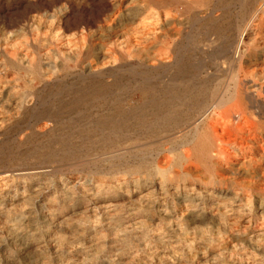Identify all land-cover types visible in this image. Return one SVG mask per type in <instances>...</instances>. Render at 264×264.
<instances>
[{
	"label": "rangeland",
	"instance_id": "374dc122",
	"mask_svg": "<svg viewBox=\"0 0 264 264\" xmlns=\"http://www.w3.org/2000/svg\"><path fill=\"white\" fill-rule=\"evenodd\" d=\"M200 1L0 0V264H264V23L241 76L257 118L223 145L221 178L166 153L186 120L148 107L188 91L169 107L187 118L232 86L217 55L244 5ZM31 169L50 173L3 177Z\"/></svg>",
	"mask_w": 264,
	"mask_h": 264
},
{
	"label": "bare ground",
	"instance_id": "6f19581e",
	"mask_svg": "<svg viewBox=\"0 0 264 264\" xmlns=\"http://www.w3.org/2000/svg\"><path fill=\"white\" fill-rule=\"evenodd\" d=\"M212 0H201V3H209ZM218 3L221 0H215ZM242 1L241 5L244 7H240L239 9L242 10L240 15L244 16L242 23L236 27L235 36H230L229 42L226 43L225 49L217 55L219 58L223 56L226 57L229 63L232 66V86H226L224 92L220 94L219 97L214 98L210 104H204V102L195 99V104H193V115L191 117L181 118L177 115V113L171 110L170 105L172 102L178 101H186L189 97L188 91H175V90H165L164 92V101L159 100H151L149 103V109L152 113H157L160 107L166 109L164 113V117L166 119V123L169 128H180V125L183 123L184 120L187 124L186 129L183 131L182 139L179 145H175L171 150H167L166 153L172 154L175 153L179 157L181 161L189 162L190 160H195L198 164L204 167L209 173L214 174L216 177H220L223 175V167L229 166L231 164L230 161L227 160L223 145L226 144L230 137L237 135L239 132L243 131L245 128L251 125L252 120L254 119L255 115L252 112L253 99L251 98L252 95L248 92V87H246V79H242V75L248 74V69L251 66L252 61L254 60V55L252 51V43H251V33L252 30L256 27H259L261 24L264 23V2L260 3L257 0H238ZM137 2V0H136ZM135 3V2H134ZM142 3V2H141ZM237 3V2H236ZM239 3V4H240ZM146 4V3H145ZM213 4V3H212ZM238 4V5H239ZM140 5V4H139ZM144 4H142L143 6ZM162 5V4H161ZM141 6V5H140ZM192 5H189V7ZM33 7V6H32ZM243 8V9H242ZM114 9V8H113ZM151 9V8H150ZM152 10V9H151ZM153 11V10H152ZM238 11V10H237ZM240 12V11H239ZM158 13V12H157ZM163 13V12H162ZM238 14V13H237ZM141 15V14H140ZM168 16V15H167ZM140 17V16H139ZM153 17V16H152ZM136 18V17H134ZM145 18V17H143ZM168 18V17H167ZM237 18V17H236ZM171 19V18H170ZM133 20V19H132ZM242 20V19H241ZM66 21V20H65ZM138 21V20H137ZM156 24L153 26L158 25L161 23V18L158 16L155 19ZM241 22V21H240ZM165 23V22H164ZM168 23V22H167ZM166 23V24H167ZM163 24V23H162ZM128 25V24H127ZM160 25V24H159ZM165 25V24H163ZM66 26V25H65ZM138 26V24H137ZM148 26V25H147ZM146 26V27H147ZM150 26V25H149ZM227 29L229 30L230 25ZM136 27V26H135ZM142 27V26H141ZM145 27V26H144ZM168 27V25H167ZM224 28V27H223ZM128 29V28H127ZM164 30V29H162ZM223 30V29H222ZM141 31V30H140ZM143 31V30H142ZM146 31V30H144ZM157 31V30H156ZM216 31V30H215ZM218 31V29H217ZM216 31V32H217ZM139 32V31H138ZM149 33V32H148ZM147 33V34H148ZM141 34V32H140ZM143 35V34H142ZM157 35V34H156ZM255 36H252V38ZM256 38V37H255ZM216 56V57H217ZM213 57V56H212ZM223 59V58H222ZM178 62V61H176ZM254 62V61H253ZM34 64V63H33ZM176 64V63H175ZM174 65V64H173ZM177 65V64H176ZM35 66V65H34ZM170 67V66H169ZM175 69L177 76H182L183 78H187L193 74V71L185 70L181 64L178 66L171 67ZM170 70V68H168ZM166 70V69H165ZM171 72V71H170ZM95 75V74H94ZM228 75V74H227ZM100 77V76H99ZM227 80V79H226ZM231 82V80H230ZM186 84V83H185ZM184 84V85H185ZM229 84V82H228ZM170 85V84H169ZM172 85V84H171ZM174 85V84H173ZM225 86V85H224ZM172 87V86H170ZM257 88V87H256ZM259 88V87H258ZM261 88V87H260ZM250 89V88H249ZM253 90V89H252ZM101 89L95 90L90 97L85 99L92 100L100 94ZM212 95V94H211ZM254 96V95H253ZM258 96V95H257ZM213 97V96H212ZM211 97V98H212ZM255 97V96H254ZM259 97V96H258ZM260 98V97H259ZM261 99V98H260ZM177 101V102H178ZM179 102V103H180ZM263 103V102H262ZM178 105V104H177ZM261 105V104H260ZM176 107V106H175ZM260 107V106H259ZM264 107V105H263ZM262 107V108H263ZM191 108V107H190ZM261 108V107H260ZM252 109V110H250ZM256 109V108H255ZM264 109V108H263ZM118 112L123 114L122 109H118ZM256 113V112H255ZM261 114V113H260ZM119 115V114H118ZM156 115V114H155ZM257 118V117H255ZM259 119L264 120V117L259 115ZM257 121V120H255ZM258 122V121H257ZM259 123V122H258ZM257 124V123H255ZM254 124V125H255ZM260 124V123H259ZM264 124V123H263ZM258 125V124H257ZM261 126V124H260ZM117 132V131H116ZM114 134V132H112ZM175 134V133H174ZM178 139V138H177ZM165 141V140H164ZM174 143V142H173ZM176 143V142H175ZM174 143V144H175ZM177 143V144H178ZM172 144V145H174ZM170 145V144H169ZM168 146V145H167ZM171 148V147H170ZM259 155V154H258ZM228 156V155H227ZM176 157V156H175ZM252 158V157H251ZM170 159V158H169ZM167 160V158H166ZM258 160V159H257ZM263 160V159H261ZM169 161V160H168ZM177 161V160H176ZM180 161V162H181ZM252 161V159H251ZM178 162V161H177ZM222 162L225 164L222 165ZM239 162V161H238ZM183 163V162H181ZM250 163V161H249ZM254 163V162H253ZM252 163V164H253ZM184 164V163H183ZM189 164V163H187ZM236 164V163H235ZM233 164V165H235ZM168 165V163H167ZM179 165V164H178ZM176 165V166H178ZM199 165V166H200ZM246 165V164H245ZM231 166V165H230ZM236 166V165H235ZM174 167V166H173ZM180 169V166H178ZM177 167V168H178ZM183 167V166H182ZM190 167V166H189ZM168 168V167H167ZM197 168V167H196ZM252 168V167H251ZM176 169V168H175ZM238 169V168H237ZM141 170V169H140ZM160 170V169H159ZM178 170V169H177ZM195 170V169H194ZM180 171V170H178ZM201 171V170H200ZM240 171V169H239ZM238 171V172H239ZM158 172V171H157ZM176 172V171H175ZM184 175H189L190 170L184 169ZM49 171L41 170V169H31V170H24V171H6L3 177H16L19 179H28L31 177H42L47 176ZM180 173V172H179ZM178 173V174H179ZM204 173V172H203ZM241 173V172H239ZM168 175V172L166 173ZM182 174V173H181ZM166 175V176H167ZM113 176V175H112ZM159 176V175H157ZM178 176V175H177ZM182 176V175H181ZM2 177V178H3ZM187 177V176H186ZM148 178V177H146ZM11 179V178H10ZM169 179V178H168ZM194 179V178H193ZM180 180V179H179ZM218 180V179H217ZM221 180V179H219ZM15 181V180H14ZM166 181V180H164ZM181 181V180H180ZM186 181H188L186 179ZM190 181V180H189ZM199 181V180H198ZM75 183V182H74ZM154 183V182H153ZM205 183V182H203ZM153 185V184H152ZM155 185V184H154ZM206 185V184H205ZM252 185V184H251ZM76 186V185H75ZM100 186V185H99ZM178 186V185H177ZM39 187V186H37ZM36 188V186H35ZM85 188V187H84ZM159 188V187H158ZM190 188V187H189ZM195 188V187H194ZM30 189V188H29ZM76 189V188H75ZM146 189V188H145ZM31 190V189H30ZM59 190V189H58ZM64 190V189H63ZM66 190V188H65ZM72 190V189H71ZM34 191V190H33ZM77 191V190H76ZM177 191V190H176ZM198 191V189H197ZM68 192V190H67ZM84 192V191H83ZM97 192V191H96ZM135 192V191H134ZM157 192V191H156ZM201 192V191H200ZM46 193V192H45ZM59 193V192H58ZM153 193V192H152ZM175 193V192H174ZM89 194V193H88ZM124 194V193H123ZM132 194V193H129ZM146 194V193H145ZM203 194V193H202ZM201 194V195H202ZM208 194V193H207ZM221 194V193H220ZM63 195V193H62ZM91 195V194H90ZM89 195V196H90ZM93 195V194H92ZM144 195V194H142ZM128 196V195H127ZM130 196V195H129ZM169 196V195H168ZM175 196V195H174ZM10 197V196H9ZM14 197V196H13ZM42 196H40L41 198ZM144 197V196H143ZM188 197V196H187ZM186 197V198H187ZM205 197V196H204ZM207 197V196H206ZM205 197V198H206ZM221 197V196H220ZM140 198H142L140 196ZM149 198V197H148ZM153 198V197H152ZM178 198V197H177ZM211 198V197H210ZM214 198V197H213ZM233 198V197H232ZM15 199V198H14ZM19 199V198H18ZM21 199V198H20ZM129 199V198H127ZM155 198H153L154 200ZM176 199V198H175ZM185 199V197H184ZM203 199V198H202ZM130 200V199H129ZM143 200V199H142ZM157 200V199H156ZM231 200V198H230ZM39 201V200H38ZM141 201V200H140ZM144 201V200H143ZM146 201V200H145ZM148 201V200H147ZM182 201V200H181ZM185 201V200H184ZM41 202V201H40ZM39 202V203H40ZM139 202V201H138ZM155 202V201H154ZM223 202V201H222ZM221 202V203H222ZM230 202V201H228ZM227 202V203H228ZM184 203V202H182ZM226 203V204H227ZM109 204V203H108ZM150 204V203H149ZM198 204V203H197ZM41 205V204H40ZM111 205V204H110ZM109 205V206H110ZM221 206V204H219ZM222 205H225L222 204ZM261 205V204H260ZM263 205V204H262ZM107 206V205H106ZM105 206V208H106ZM108 206V207H109ZM182 206H184L182 204ZM259 206V205H258ZM113 207V206H112ZM146 207V206H145ZM150 207V206H149ZM163 207V205H162ZM260 207V206H259ZM258 207V208H259ZM144 208V207H143ZM151 208V207H150ZM201 208V207H200ZM217 208V207H216ZM161 209V208H160ZM164 209V207H163ZM151 210V209H150ZM257 210V208H256ZM260 210V209H259ZM112 211V210H111ZM154 211V210H153ZM159 211V210H158ZM204 211V210H203ZM139 212V211H138ZM163 212V211H162ZM161 212V213H162ZM192 213V212H191ZM188 213V214H191ZM207 213V212H206ZM261 213V212H260ZM159 214V213H158ZM199 214V213H198ZM214 214V213H213ZM212 214V215H213ZM162 215V214H161ZM160 215V216H161ZM196 215V214H195ZM201 215V214H200ZM203 215V214H202ZM215 215V214H214ZM260 215V214H259ZM263 215V214H262ZM191 216V215H190ZM199 216V215H198ZM183 217V216H182ZM200 217V216H199ZM107 218V217H106ZM171 218V216L169 217ZM176 218V217H175ZM181 218V217H179ZM189 218V217H188ZM261 218H263L261 216ZM160 219V218H159ZM178 219V218H177ZM182 219V218H181ZM190 219V218H189ZM195 219V218H194ZM193 219V220H194ZM199 219V218H197ZM183 220V219H182ZM201 220V219H200ZM19 221V220H18ZM135 222V221H134ZM138 222V221H136ZM195 222V221H194ZM187 223V222H186ZM189 223V222H188ZM16 224V223H15ZM21 224V223H20ZM141 224V223H140ZM180 224V223H179ZM185 225V224H184ZM189 225V224H188ZM68 226V225H67ZM181 226V225H180ZM166 255V254H165Z\"/></svg>",
	"mask_w": 264,
	"mask_h": 264
}]
</instances>
